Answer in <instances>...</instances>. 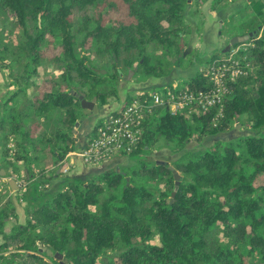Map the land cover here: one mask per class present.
<instances>
[{
  "label": "trees",
  "instance_id": "1",
  "mask_svg": "<svg viewBox=\"0 0 264 264\" xmlns=\"http://www.w3.org/2000/svg\"><path fill=\"white\" fill-rule=\"evenodd\" d=\"M225 1L213 0L212 10ZM203 2L0 0V69L12 77L6 82L12 89L0 94V169L20 162L24 181L0 203V264H264V32L258 33L264 0H250L241 10L255 13L243 34L256 35L237 54L250 71L229 84L221 116L216 108L171 114L155 106L145 114L134 149L122 156L135 165L80 177L58 171L66 153L84 146H73L72 130L89 111L71 91L96 97L99 108L117 99L119 70L136 67L144 80L168 76L185 55L184 36L199 32L185 20L186 9L193 5L196 16ZM8 20L12 33H6ZM50 39L57 46L49 59L56 76L46 73L35 85ZM226 53L194 55L198 68L178 88L209 90V67ZM30 86L36 87L32 95ZM241 121L250 134L184 151L170 164L143 159L161 139L175 154L191 139L228 132ZM169 166L179 175L171 202ZM14 200L23 206L22 223Z\"/></svg>",
  "mask_w": 264,
  "mask_h": 264
},
{
  "label": "built area",
  "instance_id": "2",
  "mask_svg": "<svg viewBox=\"0 0 264 264\" xmlns=\"http://www.w3.org/2000/svg\"><path fill=\"white\" fill-rule=\"evenodd\" d=\"M249 45L250 43H244L240 47H230L223 58L210 65L208 74L211 88L207 91L178 88V83H173L172 88L162 92L148 90L146 97L136 92L116 110L99 116L97 125L89 133L84 146L66 153L61 161L63 166L58 171L67 174L78 163L97 166L108 163L112 156L122 157L131 153L141 137L145 114H150L155 106L162 105L171 114L183 111L190 113L192 110L204 113L216 108V116H221L229 84L250 71L248 64H243L237 55ZM8 180H12L11 177L0 176V203L7 196ZM14 181L16 188L23 185L21 179L14 177Z\"/></svg>",
  "mask_w": 264,
  "mask_h": 264
},
{
  "label": "rangeland",
  "instance_id": "3",
  "mask_svg": "<svg viewBox=\"0 0 264 264\" xmlns=\"http://www.w3.org/2000/svg\"><path fill=\"white\" fill-rule=\"evenodd\" d=\"M226 2L227 1H225L224 6H226ZM201 5L202 4H200V6ZM200 6L198 7V9H200ZM194 9H195V7L193 5L187 7L185 20H187L188 24L190 25V27L192 29L197 28V29L200 30L201 28H203V26H201V22H197L199 14L196 15V16H191V12H193ZM253 15H255V13L251 12V10L247 9L246 12L245 11H240V12L237 13V15H235V17H233V18L230 17L229 19H227V20H229V22L224 24V27H223V30H222V35L225 36L224 37L225 40H224V43H223L224 45L222 47H224L228 43V41H229V39L231 37L236 36V35H243V33L247 29V27L250 24V22L253 21ZM191 18H193V20H195V24L196 25L194 27H193V25L190 22ZM203 23H204V20H203ZM5 25H6V33L14 32V26L9 20L5 23ZM262 32H264V28L260 29V31L258 33H262ZM6 33H5L4 37L8 36V34H6ZM192 34H194V33H192ZM192 34H190V35H192ZM190 35H185L184 36V39H185V48H184L185 55H183V57L180 58V60H181L180 64L178 66H176V67H173V69L177 68V71L176 70L175 71H171L170 74L168 76H166L169 79H171L172 76L176 77L174 79L176 81H180V80H182L184 78L186 79L187 77L191 76L194 73V71L196 70V68L198 66L197 62H195V57H194V55H196V57L201 58V57L198 56V52L195 49L192 50V51L188 50V49H191V47L188 44L189 43L188 39H189ZM249 42L250 41L245 42V43H249ZM241 45L242 44H239V45H236V46L240 47ZM236 46H234V47H236ZM43 49L45 51V54H46V57H47V61L42 62L38 66L39 67L38 68L39 69V74L35 78V85L36 84L39 85L40 83H42V81L44 80L43 76L46 75V73L48 74V73L52 72L55 75V72L52 69V65L50 64L51 60H49V59L53 55H55V53H57V46L50 39V40L46 41L45 45H43ZM88 57H89V61L90 62H93V63H95V65H97L96 58L94 57L93 54H88ZM172 58H174V57H172ZM172 58H171V60L174 61ZM6 63H9V62L7 61ZM98 66L99 67H103V65L100 64V63L98 64ZM133 68H135V67H133ZM102 69H104V68H102ZM119 72L122 73L123 77H120V79L117 80L116 86L119 83L120 84H124L126 82L129 83L131 81V79H133L132 82L137 81L139 83H142L144 81L143 76L141 74H139V73H136V72L133 73L131 78L129 80H126L124 78V76L127 75V71L123 72V71L119 70L118 74H119ZM6 73L7 72H6L5 68H3V69L1 68L0 69V94H2V91H4L3 88L4 87L6 88V82H9L11 80V78H12V77L7 76ZM155 78L156 77H152V79H155ZM161 78H163V77H161ZM163 86H166L165 82H163V85H159V86L156 85L154 87H151L149 89V91L162 92L161 88ZM7 88L12 89V86L7 87ZM35 91H36V87H34V86H30V87L27 88V94L28 95H32V93H34ZM15 102L20 103V98H17L15 100ZM57 113H58L57 111H54L52 113V118L57 117L58 116ZM240 123H235L233 125V127L228 132L217 134L214 137L213 136L212 137L207 136V137L203 138L201 141H197L195 139H191L186 144V146L184 147L183 151H181L179 153H175V154L171 152V149H170L171 145L168 147L167 145H165L164 140L161 139V140H159L158 142L155 143V145L151 148L149 154L143 156V159L146 160V161H162V162H164L166 164H170L171 161H173L174 159L178 158L182 154V152H184V151L201 150V149H204L206 147H209L213 142L218 141V140L228 141L230 139H234V138H237L239 136H244V135L250 134L249 132H251V131L248 130V126L247 125L243 124L244 121H241ZM73 140H74L73 141V146H76L75 137H73ZM7 145H8V147L10 149H12L13 141L11 140ZM135 163H136V160L134 158L130 159V158H127V157L112 156L110 161L108 163H105V165L104 164H102V165L100 164V165H97V166L86 165V167H88V168H90V167H92V168L100 167V168L104 169L105 167H110L111 168V167H114V166H128V165H131V164L135 165ZM21 167H22V165L20 164V162L14 164L12 167L8 166L7 170L6 171L4 170L5 171V175L2 176V177H7V178L11 177V179L13 181H14V177H16L17 179H21L23 181V173H22ZM95 169H97V168H95ZM14 183H15V181H14ZM15 190L20 191V188H16V186H15L14 190H11L9 188L7 190V196L13 197L14 194L16 193V192L14 193ZM2 202H3V200L1 201V203ZM14 205H15L16 212H18L17 213L18 214L17 221L18 222L20 221V223H22L24 221V218H25L23 206H22V204L20 202L15 201V200H14ZM14 222H15L14 220H11L10 222H8L6 224V226L4 228L5 233L9 232V230H10L11 226L14 224ZM39 247L48 256H52L51 251L47 247H45L43 245H40ZM59 264H64V263H63L62 260H59Z\"/></svg>",
  "mask_w": 264,
  "mask_h": 264
},
{
  "label": "crops",
  "instance_id": "4",
  "mask_svg": "<svg viewBox=\"0 0 264 264\" xmlns=\"http://www.w3.org/2000/svg\"><path fill=\"white\" fill-rule=\"evenodd\" d=\"M212 1L213 0H205V2H203V4L200 6L201 13L199 14L197 22H201V26H203V28H201L199 32L190 35L188 39V44L191 47V49L188 50L192 51L195 49L198 52V56L201 58H206L210 56L213 51H221L225 48L226 45L222 47L225 40V36L222 35L225 20L229 19L230 17H235V15H237V13L241 10L245 9L247 4L250 2V0H227L226 6L212 10ZM190 22L193 27L196 25L193 18L190 19ZM175 70L177 71V68H174L172 71ZM175 78L176 77L173 76L171 77V79H169L168 77L152 79V77H150L144 80L142 83H139L137 81L132 82L133 79H131L129 83H119L117 85V99H110L108 103L103 104L99 108L97 107L99 109L97 115L101 116L116 110L125 100L127 94L130 95L132 93L131 95H133L136 92L148 91L151 87H154L156 85H163V82H165L166 85H168L169 83H178V81L174 80ZM97 115L91 116V112L89 111V113L82 119V121L78 123L74 128L73 136L75 137V148L84 145L87 132L90 129V126L92 125L95 117H98ZM98 169L102 168H88L82 163H78L76 167L72 169L68 174L62 176H87L93 173H97L99 171ZM7 185L11 190H14V185L10 186L8 184V181Z\"/></svg>",
  "mask_w": 264,
  "mask_h": 264
},
{
  "label": "water",
  "instance_id": "5",
  "mask_svg": "<svg viewBox=\"0 0 264 264\" xmlns=\"http://www.w3.org/2000/svg\"><path fill=\"white\" fill-rule=\"evenodd\" d=\"M256 35V30H251L243 35H237V36H233L229 39L228 43L226 44L225 48L223 50H221L222 53H226L230 47L235 46V45H239V44H243L245 42H248L249 40H252L254 38V36ZM137 71V68H133L132 70H128L127 71V75L124 76V78L126 80H129L131 78V76L133 75V73H135ZM104 72V71H102ZM119 76H122V73L119 72ZM71 94H74L75 96H77V98L80 101V106L82 109H86L88 111L91 112V116H95L98 113V108H97V104H96V97H92L90 100L84 99L81 95L75 94L73 91H71ZM77 126V123L75 124V127ZM74 131L72 130V133ZM174 176V180H175V186L173 189V192L171 193V200L174 196L175 191L177 190V183L179 180V175L173 170V168L171 166L168 167ZM5 175V171L3 169H0V176H4ZM8 184L14 185V181L13 180H8ZM14 189H15V185H14ZM55 257H57V255H55ZM60 258V256H58Z\"/></svg>",
  "mask_w": 264,
  "mask_h": 264
},
{
  "label": "flooded vegetation",
  "instance_id": "6",
  "mask_svg": "<svg viewBox=\"0 0 264 264\" xmlns=\"http://www.w3.org/2000/svg\"><path fill=\"white\" fill-rule=\"evenodd\" d=\"M128 71V70H127Z\"/></svg>",
  "mask_w": 264,
  "mask_h": 264
}]
</instances>
